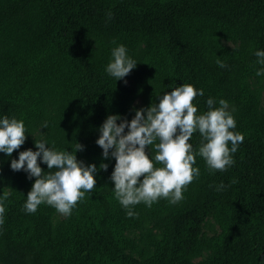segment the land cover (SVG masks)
I'll return each mask as SVG.
<instances>
[{"label":"trees","instance_id":"obj_1","mask_svg":"<svg viewBox=\"0 0 264 264\" xmlns=\"http://www.w3.org/2000/svg\"><path fill=\"white\" fill-rule=\"evenodd\" d=\"M117 44L138 63L118 81L104 71ZM258 49H264V0H0V115L22 119L27 131L10 158L0 153V264H261L264 75H256ZM182 83L204 92L193 100L197 114L207 111L209 97L215 107L226 100L236 121L230 130L243 134V142L226 171L210 170L196 156L200 175L179 202H141L128 217L111 190L115 160H103L95 143L98 128L108 115L131 120L133 109ZM40 132L57 149L83 145L76 157L85 164H108L95 175L91 195L56 224L58 212L46 203L34 213L23 210L35 178L9 167L18 151L36 150ZM200 139L194 132V152ZM148 151L155 155L151 145ZM221 182L226 187L217 191ZM209 214L220 233L203 239ZM132 231L138 239L128 237Z\"/></svg>","mask_w":264,"mask_h":264},{"label":"clouds","instance_id":"obj_2","mask_svg":"<svg viewBox=\"0 0 264 264\" xmlns=\"http://www.w3.org/2000/svg\"><path fill=\"white\" fill-rule=\"evenodd\" d=\"M254 55L256 63L261 65L256 75H264V49L256 50ZM137 64L126 46L117 44L110 50L104 71L118 81ZM217 64L225 67L219 59ZM169 87L172 89L170 92L157 95L147 107L133 109L131 120L108 115L98 128L95 143L102 149L103 160H115L109 176L114 185L111 190L128 217L135 215L131 206L141 202L150 207L159 198H168L172 204L182 200L186 186L200 175L199 167L193 166L196 156L203 158L210 170L226 171L234 164L232 154L244 139L240 132L230 130L236 128V121L228 111L226 100L220 99L219 107H215L217 102L209 97L206 100L207 111L197 114L193 100L204 95L202 89L186 83ZM46 128L47 122L41 125L40 130ZM194 132H198L201 138L195 152L189 143ZM25 133L22 119L0 115V153L10 158L14 150L25 143ZM40 135V140H34L35 151L31 148L18 151V158L11 159L9 164L12 171L22 170L29 180L35 178L23 210L34 213L39 205L46 203L58 213L69 216L86 193L91 195L96 183L95 175L98 170L107 171L108 164L100 163L99 169L95 164H85L76 157V153L84 149L80 143L76 142L71 151L57 149L43 139L45 134L40 132ZM149 145L155 150L154 156L149 155ZM154 162L162 167H154ZM41 164L47 166L46 172L42 171ZM225 187L221 182L216 190L221 191ZM3 199L0 197V224L5 211Z\"/></svg>","mask_w":264,"mask_h":264},{"label":"rangeland","instance_id":"obj_3","mask_svg":"<svg viewBox=\"0 0 264 264\" xmlns=\"http://www.w3.org/2000/svg\"><path fill=\"white\" fill-rule=\"evenodd\" d=\"M261 103H262V107L264 108V91L262 92ZM63 217H64V215L58 213L54 216L53 222L56 224ZM145 227L147 228V227H149V225L147 224ZM219 233H220V228H219L218 224L216 223L213 215L212 214L207 215L201 224V237L203 239H208V238L217 236ZM127 235L130 238L138 239L140 236V233L137 231H132V232H128ZM131 256L136 261V263L140 262V259L137 255L133 254Z\"/></svg>","mask_w":264,"mask_h":264}]
</instances>
